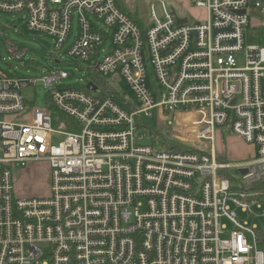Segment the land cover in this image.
<instances>
[{"label": "built area", "instance_id": "obj_1", "mask_svg": "<svg viewBox=\"0 0 264 264\" xmlns=\"http://www.w3.org/2000/svg\"><path fill=\"white\" fill-rule=\"evenodd\" d=\"M125 1L138 0H0V13L23 14L56 49L72 37L68 53L91 78L77 88L64 85L68 70L37 79L0 70V264H264V48H244L263 0H207V19L186 23L166 0H145L142 24ZM37 81L47 108L23 95ZM153 117L170 139L143 127ZM218 127L256 146V159L208 151ZM39 161L51 168L49 195L17 198L14 166Z\"/></svg>", "mask_w": 264, "mask_h": 264}, {"label": "rangeland", "instance_id": "obj_2", "mask_svg": "<svg viewBox=\"0 0 264 264\" xmlns=\"http://www.w3.org/2000/svg\"><path fill=\"white\" fill-rule=\"evenodd\" d=\"M134 7L138 10V15L141 20L145 23H148V14L145 0H138L134 2ZM170 9V8H169ZM23 14H4L0 13V24L5 26L3 30V35H0V70L3 71L6 75L10 76H25L31 77L34 79L43 77L44 74H48L52 69L53 70H68L73 75L64 81V85H73L77 88H80L82 85L85 87L90 81L89 73L87 72L88 65L84 61H79L71 57L68 53V48L73 43V38L67 41L65 46L60 49L55 48V40L51 37L40 33H33L28 30ZM254 20L251 21V24L255 20H260L264 22L263 16L255 14L251 16ZM191 21V20H189ZM194 22V21H191ZM76 28V24H75ZM244 36V48L258 46L264 48V29L258 28L256 26L250 25L245 30ZM7 41H12L19 48H27L26 56L22 59L14 58V55L9 52ZM54 55L57 56L62 63H56L54 60ZM241 57V56H240ZM241 59V58H240ZM239 59V60H240ZM112 82L113 85L120 91L121 94H124L127 100H131L134 105L138 106V99L136 94L132 91L131 87L125 80H112V76H109L107 79ZM49 89L47 86L41 82L37 81V85L34 88L24 89L23 95L26 97L28 102L34 103L38 108H47L49 103L48 96ZM52 111L53 125L56 129L67 132V128H63L60 123L64 122L59 120L61 115L58 111H55L54 108ZM155 115V113H154ZM147 125H153V127H158V122L156 117L145 118ZM176 126L174 130H177ZM184 129V124L182 128H179L180 132ZM178 131V130H177ZM216 136L211 144H207L206 147L210 151L211 147L216 149L217 155L225 158L226 162L233 164H241L249 161H254L256 159L258 148L253 145L247 144L241 138H238L236 135L231 133L227 128L218 127L215 129ZM175 135H181V133H176ZM27 171V177L22 182L21 187L28 189L32 193L35 190L40 191L36 192L31 196H21L17 193L15 195L17 198H40L44 194L41 191H48V183L51 180V168L49 163L45 161H39L38 163L30 164L29 166L21 167L19 165L14 166L15 172ZM15 172H14V184H15ZM236 174L235 172H233ZM239 173L236 174L238 176ZM17 184V182H16ZM15 184V187L17 188ZM18 185V184H17ZM51 185V184H50ZM40 194V195H39ZM46 197V196H45ZM257 219L260 229H264V205L263 208L258 212ZM256 249L259 252L264 253V240L258 239L256 244Z\"/></svg>", "mask_w": 264, "mask_h": 264}, {"label": "crops", "instance_id": "obj_3", "mask_svg": "<svg viewBox=\"0 0 264 264\" xmlns=\"http://www.w3.org/2000/svg\"><path fill=\"white\" fill-rule=\"evenodd\" d=\"M199 3H201L203 5H199ZM263 3H264V0H263ZM206 4H207V0H166V6L168 8H170L169 10L176 15L178 20L179 19H186L187 21H189V20H191V21H205L208 17V10H207ZM125 6L128 9H130L132 12H134L136 10V8L134 7V5L132 3H126V1H125ZM253 15H255V14L253 13ZM259 16L260 17L263 16V18H264V15L259 14ZM138 19L141 20L139 15H138ZM252 20H254V19L251 17V21ZM250 25L264 29V22H260V20H255V21H253L252 24L250 23ZM184 118L187 119L188 116L184 117ZM30 164H34V163L30 162L25 166H29ZM14 172L15 171H13V184H14ZM26 177H27L26 169L23 172L22 171L15 172V184H16V182L18 184V185L16 184L17 188L15 187V184H14L15 195H17L16 192H18V194H20L21 196L26 197V196H31L32 194H35L36 192H38V193L40 192L38 190H35L34 193H32L31 190L28 192V191H26L28 189L25 190V188L21 187V185L23 184L22 182L25 180ZM47 183H48V191H41L42 193H40V194H44V196H47L50 193V187H51L50 184L51 183H49V182H47Z\"/></svg>", "mask_w": 264, "mask_h": 264}, {"label": "trees", "instance_id": "obj_4", "mask_svg": "<svg viewBox=\"0 0 264 264\" xmlns=\"http://www.w3.org/2000/svg\"><path fill=\"white\" fill-rule=\"evenodd\" d=\"M121 8L135 21V22H139L140 24H142L143 22H141L140 19H138V10L136 9L134 12H132L130 9H128L125 4L123 3ZM1 26V25H0ZM4 27V26H2ZM142 120V119H141ZM143 127H147L148 130L150 131L149 133L151 134H156L158 136H160L161 138H166V139H170L169 136L167 137L166 134L163 132V129L161 128H155L153 127V125H149V126H143ZM166 147L167 145L164 144ZM171 146V145H170ZM257 234L260 238H264V229H260L257 231Z\"/></svg>", "mask_w": 264, "mask_h": 264}, {"label": "water", "instance_id": "obj_5", "mask_svg": "<svg viewBox=\"0 0 264 264\" xmlns=\"http://www.w3.org/2000/svg\"><path fill=\"white\" fill-rule=\"evenodd\" d=\"M178 21H179L180 23H186V22H187L186 19H179ZM243 172H245V170H243Z\"/></svg>", "mask_w": 264, "mask_h": 264}]
</instances>
